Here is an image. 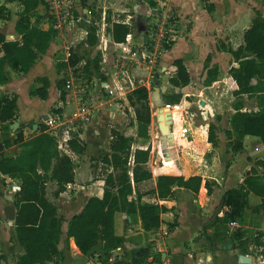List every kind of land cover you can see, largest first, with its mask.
<instances>
[{
    "label": "crops",
    "instance_id": "0c3cea01",
    "mask_svg": "<svg viewBox=\"0 0 264 264\" xmlns=\"http://www.w3.org/2000/svg\"><path fill=\"white\" fill-rule=\"evenodd\" d=\"M149 1L94 0L93 6L84 11L85 0H72L70 17L58 28H53V18L47 12L45 0L29 11L19 1L0 0V5L8 10L4 18L0 17V33L4 39H20L14 29L15 22L20 18L42 29H54L44 50L36 54L26 70L12 69L0 52V94L7 93L15 99L14 118L3 122L0 129V150L5 155H16L20 151L18 142L7 145L2 143V139L11 138L17 128L21 131L22 140L37 134L43 135L45 145L48 140H54L56 148L66 152L73 160L72 180L64 184L63 190L55 194V181L47 179L44 182L45 195L61 217V232L55 241L57 255H53L44 264H97L93 254L103 252L96 239L97 220L88 225L89 230L85 233L86 253H81L75 245V233H66L67 220L82 208L90 195H101L103 176H96L95 172L100 164L106 165L98 159V153L107 149L110 130L116 129L135 136V132L127 131L128 126L123 122L127 115L133 116L128 111L131 106L126 100V90L133 87L135 76L139 73L146 74V81L139 79L145 86L152 77L158 81L159 98L165 89L169 93H179L178 102L169 103L168 131L173 140L167 147L174 148V156L168 159L162 157L160 134L154 143L151 122L148 137H136L131 143V148L149 145L145 166L150 175L132 183L128 198H138L139 202H157L164 209L159 212L154 225L141 219L135 212L114 211L113 231L122 236L123 240L110 252L119 259L127 249L145 243L149 249V263L152 259L163 264H196L197 257H204V264H213V260L216 264H224L221 263V257L227 254L229 264H264L261 245L264 242V195L247 193L241 215L232 218L237 224L233 231L228 224L231 218L222 219L227 209L222 200L226 188L241 183L247 175L264 181V143L260 142L257 135L244 133L240 138V147L232 150L231 137L225 132L230 130V116L235 111L236 98L240 101V111H253L257 107L254 93L235 92L237 85L229 68L237 62L223 47L236 49L242 46V32L248 27L251 18L256 14L264 18V0H152L155 8L161 9L159 13H154L155 9ZM164 5L172 9L174 16L168 23V44L158 54L157 63L161 72L153 76L144 67H132L124 75L121 74L120 67L116 65V57L123 52L121 45L139 46L146 40L149 27L145 33L146 26L141 25L139 19H146L152 14L159 17L164 13ZM109 11L110 18L107 17ZM114 12H118L115 13L116 18ZM102 16L104 42L95 32L96 22L99 24ZM131 16H134L133 27H130ZM83 21L90 22L95 43L89 45L83 42L78 52L82 57L87 52H99L103 78L91 77L88 81L84 80V85L65 88L61 99L56 79L63 75L66 79L71 78L73 67H57V63L65 61L68 49L85 39L88 31L82 28ZM113 21L128 26L124 40L111 39L107 29ZM97 29L100 32L101 27ZM142 32L145 33L144 39ZM175 58L181 60L188 73L189 80L184 85L176 77L175 66L172 64ZM82 61L81 58L76 65ZM40 76L47 80L44 97L30 92L40 84L37 79ZM99 80H105L107 87H101ZM168 82L171 83L169 86ZM82 98L85 103H80ZM79 104L85 105L86 115L72 122L70 127L65 128L62 124L49 126L45 122L47 115L52 114L62 121L67 120ZM132 118L129 119L132 121L129 125L134 128ZM13 121L17 125L12 130ZM209 123L213 126L211 143L207 140ZM181 128H185L182 133ZM72 130L77 132L84 143L81 153L74 154L65 149V141ZM44 148L47 149L46 146ZM110 170L106 166V172ZM161 173L181 175L184 178L198 175L200 180L197 190L193 192L174 185L170 198L158 199L151 190L155 176ZM17 189L18 180L0 172V264H15L17 255L22 252L12 224V195ZM217 205H220V209L214 220L205 225ZM202 227L207 236L213 237L211 247L206 245L207 240L201 233ZM226 237H230L234 243L233 254L231 248L220 247ZM238 240L242 241V249L236 246ZM240 253L246 255L248 260L238 261L237 255Z\"/></svg>",
    "mask_w": 264,
    "mask_h": 264
},
{
    "label": "trees",
    "instance_id": "16d2710c",
    "mask_svg": "<svg viewBox=\"0 0 264 264\" xmlns=\"http://www.w3.org/2000/svg\"><path fill=\"white\" fill-rule=\"evenodd\" d=\"M27 10L33 9L44 0H16ZM84 2V1H83ZM152 8L157 10L154 1H149ZM92 5H89L90 8ZM209 7V6H207ZM8 10L0 5V17H5ZM14 29L19 33L20 39L6 40L0 33V52L10 67L14 70H26L33 62L36 54L46 47L48 40L54 33L49 27L42 29L35 24H27L22 18L14 24ZM113 41L124 40L128 32V26L118 21L112 22L107 29ZM243 44L232 49L230 46L224 49L237 62L229 68L234 79L237 92L254 93L256 109L253 111H240V101L234 102L235 111L230 116V130L225 132L230 139V147L237 150L240 147L242 134L249 133L259 137L264 143V18L256 14L250 20L248 27L242 32ZM83 42L92 45L95 43L93 30L87 32L85 39L79 41L74 48L68 49L65 61L57 63L59 66H71L72 72L78 73V78L88 81L91 77L103 78L100 68V54L98 51L87 52L82 57L78 52ZM146 40L143 41L145 43ZM167 42L163 44L167 46ZM83 61L76 65V63ZM175 66V74L181 85L188 82V73L180 59L172 60ZM40 84L30 92L40 97L45 96L47 80L44 76L37 78ZM65 75L56 79V87L59 90V98L65 94ZM164 102L177 103L179 93H169L163 96ZM129 106L133 108V120L135 123V137L147 138V126L150 121V106L147 98V88L143 84L134 85L126 94ZM15 99L7 93L0 94V129L3 122L14 118ZM132 123V122H131ZM211 123L207 126V140L213 141ZM232 134V136H231ZM110 139L106 150L100 153V161L110 167V171L103 175V187L100 196L90 195L82 208L73 213L67 220L66 233H75L74 243L81 253L87 252L85 233L88 225L97 220L96 239L100 243V249L108 252L122 243V236L113 231V212H135L141 219L154 225L159 212L164 209L160 203L139 202L138 198H128L132 190V183L149 177V171L145 161L149 153V145L145 147L134 146L131 143L134 137L116 129L110 130ZM18 142L21 149L16 155H5L0 150V172L18 180V189L12 195L14 205L13 229L14 234L22 246V252L17 255L15 264H44L57 255L55 241L61 232V217L57 214L53 203L46 197L44 182L53 179L57 185L54 193L63 190L64 184L72 180L71 168L73 160L63 150H58L54 140H48L45 145L43 135L37 134L22 140L21 131L16 128L11 138H3L4 145ZM47 147L45 149L44 147ZM65 149L74 154L81 153L84 149L83 141L76 131H69L65 141ZM130 161V165H129ZM199 176L191 175L186 178L174 174H157L152 192L158 199H168L172 196V186H183L193 192L197 190ZM264 195V181L257 180L256 176L247 175L243 181L224 190L222 200L227 209L223 213V220L241 215V211L247 201V193ZM201 233L207 240V246L211 247L212 236H207L205 228ZM235 234V233H233ZM234 237L237 235H233ZM205 245V246H206ZM262 252L264 253V242ZM236 246L242 249V241L238 240Z\"/></svg>",
    "mask_w": 264,
    "mask_h": 264
},
{
    "label": "built area",
    "instance_id": "2783aa9c",
    "mask_svg": "<svg viewBox=\"0 0 264 264\" xmlns=\"http://www.w3.org/2000/svg\"><path fill=\"white\" fill-rule=\"evenodd\" d=\"M47 3V12L48 14L53 18L51 25L53 28H58L63 21H65L68 17H70V10H71V4L72 0H45ZM160 19V26L162 29H160V26L151 25L149 28V31L146 36V42L141 43L139 46H123L121 45V50L123 51L121 54H119L116 57V65L120 67L121 69V74L124 75L126 73L127 69H130L132 67H138V68H149L152 67L157 60V56L159 52L161 51V48L163 47V38H169L167 36L164 37V25H168L170 22L169 16L167 13L161 14L159 17ZM104 17H101V21L99 24L96 22V27L98 28L99 26L101 27L100 32L98 31L97 28H95V32L99 34L98 38L101 39L103 42L105 41L103 37V21ZM130 76V74H129ZM131 77V76H130ZM101 87H107V83L105 80H99L98 81ZM140 84L142 82L140 81ZM65 88L68 89L70 88V80L66 79ZM109 91V89L107 90ZM169 106V103H168ZM86 115V108L84 104H79L77 107L72 111L69 115V118L65 121H62L58 119L57 116L52 115H47V118L45 119V122L49 126H57V125H65V128L70 127L72 122L75 120L81 119ZM185 128L180 129V133L184 131ZM228 224L230 227L233 228L237 225L235 220L230 219L228 221ZM93 257L96 259L97 264H102V260L106 258L108 261L113 260L115 255L112 254V252H107V253H100L96 252L93 254ZM204 264L205 263V258L202 257H197L196 259V264ZM150 264H163L161 261H152L150 260Z\"/></svg>",
    "mask_w": 264,
    "mask_h": 264
},
{
    "label": "rangeland",
    "instance_id": "374dc122",
    "mask_svg": "<svg viewBox=\"0 0 264 264\" xmlns=\"http://www.w3.org/2000/svg\"><path fill=\"white\" fill-rule=\"evenodd\" d=\"M92 4H93V2L90 5H92ZM156 9L157 10H155L154 13H159V11L161 10L159 8H156ZM162 11H164V13H167L168 14L170 21L173 20L174 13L172 12V9L169 6L164 5V8L162 9ZM107 13H108L107 14V17L110 18L111 17L110 11L107 12ZM115 13H118V12H114V14ZM120 15L121 14H119V17H120ZM114 16H115V18L117 17L116 14ZM132 19H134V16H131L130 17V20H131V26L130 27H133L134 26V23H133ZM90 21H91V19H90ZM113 22H115V21H113ZM139 22H140L141 25L143 24L144 27L146 26V30L144 31L145 33H147V28L148 27L150 28L151 25H154L153 23H155V25L160 26V19L158 17L154 16V14L148 16V18H146V19H143V17L140 18L139 19ZM81 26H82V28H84L87 31H89L90 28H91L89 21H86V22L83 21ZM149 28H148V31H149ZM164 28H165L164 37L165 36L169 37L168 36L169 35L168 34L169 33V31H168V25H164ZM160 29H162L161 26H160ZM168 40H169L168 38H163V44L166 43ZM157 62H158V56H157L156 63L152 67L146 68V70H148L149 73L152 74L153 76L154 75L156 76V75H158L161 72V69L159 68V64ZM145 75H146L145 73H139L137 76H135V79L133 81L134 82L133 83V86L136 85V84H140L139 79H141V81H143V82L146 81L145 80ZM70 76H71V78H69L70 84H71L70 88L73 87V86H75V85H77V84L84 85V83H86V82H84V80L82 78L76 77V76H78V73L77 72H73L72 75L70 73ZM171 80H172V78H171ZM169 82L167 83L168 86L171 84ZM145 87L147 88V98H148V100L150 101V103L152 105V108H150V121H149V124L147 126V131H148V133H150L149 132L150 122L153 123V125H152L153 139H154V143H156L157 142V135L159 134L158 133L159 131H158L157 126L155 125V122H156V118H155V115H156V111H155L156 110V105L154 104V101H153L152 91L155 88L158 89L157 88L158 87V81L154 77H152L150 80H148L147 85ZM70 88H68V89H70ZM129 90H126V94L129 92ZM166 94H169V91H167V89H165L163 92L160 93V98L159 99H160V101L162 103L164 102L163 101L164 100L163 96L166 95ZM236 100H237V98H236ZM85 102L86 101L83 98L80 101V103H85ZM128 111L130 113H132L133 112V108L132 107H129V110ZM132 117L133 116H128L127 115V119L124 120L123 124L128 126L127 127V131L128 132H133L134 133L135 132V125H134V128H132V126L129 125L132 122L129 119L132 118ZM133 122H134V120H133ZM2 137H5V136H2ZM135 139H136V137L134 136V140ZM139 141H141V139H139ZM100 155H101V153H98V159L100 158ZM105 172H106V165L100 164L99 168L96 169L95 174H96V176H103ZM144 244H141L140 243V244H138L136 246H133V247L127 249L125 251V253H124V256L122 255V257L119 258V259L116 258V256L111 261H108L106 258H104L102 260V264H150L149 261H148L149 249H148V246L147 245H144ZM230 251L233 254V252H234L233 251V248H231ZM226 255H224L223 257H221V263L229 264L228 257ZM213 264H216L214 260H213Z\"/></svg>",
    "mask_w": 264,
    "mask_h": 264
},
{
    "label": "water",
    "instance_id": "95a60500",
    "mask_svg": "<svg viewBox=\"0 0 264 264\" xmlns=\"http://www.w3.org/2000/svg\"><path fill=\"white\" fill-rule=\"evenodd\" d=\"M94 2V0H85V8L84 11H86L87 7ZM85 16V13H84ZM142 37L144 39L145 33L142 32ZM153 101L156 105V122H157V128L159 131V143H160V153L164 159H168L172 156H174V148L172 146L167 147V145L172 144V137L171 133L168 131V123L170 122V110L167 102H161L159 97L157 96V89L155 88L152 91ZM201 102V101H200ZM17 125L16 121H13L11 124V129L13 130L15 126ZM220 205H217L210 216V220H208L205 225H208L210 221L214 220L216 213L219 211ZM220 247L224 249H230L234 247V243L231 242L230 237H226L224 241L220 243ZM238 261H247L248 257L244 254H238L237 255Z\"/></svg>",
    "mask_w": 264,
    "mask_h": 264
}]
</instances>
